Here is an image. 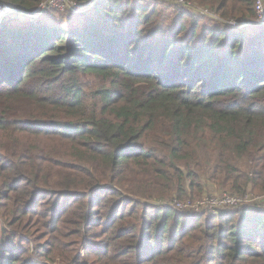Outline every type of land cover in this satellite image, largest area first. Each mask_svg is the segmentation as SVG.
<instances>
[{"label": "trees", "instance_id": "1", "mask_svg": "<svg viewBox=\"0 0 264 264\" xmlns=\"http://www.w3.org/2000/svg\"><path fill=\"white\" fill-rule=\"evenodd\" d=\"M1 1L0 264H264L255 0Z\"/></svg>", "mask_w": 264, "mask_h": 264}, {"label": "built area", "instance_id": "2", "mask_svg": "<svg viewBox=\"0 0 264 264\" xmlns=\"http://www.w3.org/2000/svg\"><path fill=\"white\" fill-rule=\"evenodd\" d=\"M159 1L173 2L177 5H182V6H187V7L190 6V3L184 0H159ZM59 5L62 6V8L60 9H68L69 11H76L79 9V7H77L73 2H69L68 0H47L46 2L41 3L38 6V8L35 10V12H41L45 9H56V7ZM195 11L196 13H200L202 15L210 16L214 19H217L215 15L212 12H210L207 8H196ZM254 11H255V16H256V24L263 25L264 24V0H255ZM22 13L18 12L16 9L12 8L10 5L8 6L0 2V24L6 16L21 15ZM23 14H26V13H23ZM29 16L31 17V14H29ZM225 23L234 28L241 27L234 21H227ZM247 201L251 202V200H248L247 197L239 198L234 195L224 193L222 195L204 197L196 201H191L189 199L185 201H179V200L173 199L172 201H169L167 203H169L170 206H173L177 209H183L188 212H198L200 210H206L210 214L216 215L219 209L234 207L239 204H248Z\"/></svg>", "mask_w": 264, "mask_h": 264}, {"label": "rangeland", "instance_id": "3", "mask_svg": "<svg viewBox=\"0 0 264 264\" xmlns=\"http://www.w3.org/2000/svg\"><path fill=\"white\" fill-rule=\"evenodd\" d=\"M0 2L2 3V4H5V5H8L9 6V4L8 3H6V2H3V1H1L0 0ZM60 8H62V6H57L56 7V9H58V10H65V9H60ZM68 10V9H67ZM80 10H81V8H80ZM80 10H76V11H70V12H72V13H78ZM18 12H20V13H22L21 11H19V10H17ZM28 14V15H27ZM20 16H22L23 18H28V19H30V18H33V17H30L29 16V13H26V14H21ZM247 194H251V196H253V197H247L248 198V200H251V202L250 201H247L249 204H251L252 206H257V205H263L264 206V195H261V194H252V193H247ZM215 195H219V194H215ZM246 205H248V204H246Z\"/></svg>", "mask_w": 264, "mask_h": 264}]
</instances>
